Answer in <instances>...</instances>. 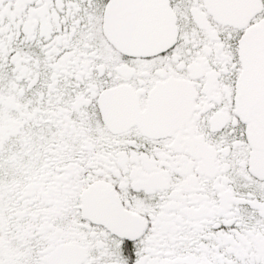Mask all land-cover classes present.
<instances>
[{"label": "snow or ice", "instance_id": "1", "mask_svg": "<svg viewBox=\"0 0 264 264\" xmlns=\"http://www.w3.org/2000/svg\"><path fill=\"white\" fill-rule=\"evenodd\" d=\"M0 264H264V0H0Z\"/></svg>", "mask_w": 264, "mask_h": 264}]
</instances>
